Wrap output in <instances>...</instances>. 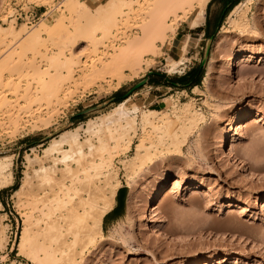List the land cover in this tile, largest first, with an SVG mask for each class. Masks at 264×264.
Masks as SVG:
<instances>
[{"label":"rangeland","instance_id":"374dc122","mask_svg":"<svg viewBox=\"0 0 264 264\" xmlns=\"http://www.w3.org/2000/svg\"><path fill=\"white\" fill-rule=\"evenodd\" d=\"M75 1L83 0H0V26L13 24L18 30L21 25L25 26V33L17 41L0 46V69L5 66L3 58L20 51L26 38L36 32H41L46 43V47L41 48L42 54L55 56L63 51L68 58L73 57L80 63L72 79L53 83L49 81L56 74L55 68L38 56L34 67H17L0 82V160L13 156L14 177L10 187L0 190V226L7 241H2L4 246L0 243V264L13 261L32 264L17 249L23 220L32 209L30 205L27 207L26 200L30 198L25 195L28 198L24 196L20 201L14 196L26 169V156L42 157L52 138L80 126L87 128L91 119L104 117L120 103L114 102L115 97L125 98L143 79L156 80L154 73H164L175 81L192 73L201 65L210 41L209 58L205 66H200L204 69L199 85L201 91L156 89L146 83L130 96L127 107L139 106L141 111L151 108L149 97L152 96L165 99L156 107L159 111H169L174 103L181 105L191 101L203 120L189 129L187 141L180 148L172 142L173 136L184 138L179 130L175 135L169 131L167 136L171 132V138L165 135L161 139L151 129V133L147 129L144 136L138 129L129 148L125 142L114 153L113 166L117 168L121 188H126V198L119 201L116 198L114 208L118 202L120 206L110 215L115 221L113 224L103 222V238L89 246L80 264H194L206 260L226 261L223 264H264V0H246L245 3L244 10L252 24H256L255 32L233 28L226 24V17L221 27L226 24L229 30L221 34L220 27L212 40L209 33L203 32L205 24L196 29L190 27L196 0H188L182 10L175 11L167 9V1L136 0L133 10H125L127 15L118 18L109 38L104 39L103 33H97V38L103 40L96 53L92 51L91 42L83 37H77L73 46L65 48L64 44L70 42L75 32L78 15L85 11L84 5L79 7ZM86 1L91 12H94L92 7L101 2ZM71 5L75 6L74 11ZM222 7L216 1L210 10L206 9L211 24L219 19ZM30 12L36 13L37 18L26 17ZM159 20L167 28L174 23L175 32L167 29V35L162 38L160 30H155L150 36L151 44L142 43L144 47L140 44L132 48L134 52L130 50L131 60L141 59L143 64L136 74L130 73L123 64L121 72L128 79L120 85L114 73L93 76V68L100 69L109 63L111 56L129 40L143 37L145 24H158ZM187 38L195 42L186 53V64L179 69L182 72H166V65L178 57V48ZM244 54L252 55L253 59L238 64L236 70L228 68L229 61ZM28 57L31 59L32 55ZM146 62L150 63L148 68ZM209 64L211 74L205 84ZM36 67L37 73L34 72ZM44 72L46 81L40 85L35 76ZM26 88L29 89L27 96ZM118 91L120 94L115 96ZM16 115L19 124L15 127L11 116ZM246 118H258L259 122L249 128L229 131L231 123ZM137 122L140 128V113ZM225 135L231 137L229 146L235 156L232 161L224 158L223 150L218 148ZM142 136L150 138L148 152L141 160H135L127 176L123 161L134 157L135 146ZM86 137L85 132L80 131V140ZM108 142L114 146L113 141ZM96 155L98 153L94 155L98 159ZM159 187L164 188L165 200L155 216L150 217V205ZM228 202L235 207L227 208ZM160 223L164 225L162 228Z\"/></svg>","mask_w":264,"mask_h":264},{"label":"bare ground","instance_id":"6f19581e","mask_svg":"<svg viewBox=\"0 0 264 264\" xmlns=\"http://www.w3.org/2000/svg\"><path fill=\"white\" fill-rule=\"evenodd\" d=\"M161 1H167V9L175 11L178 8L182 10L183 4L188 0ZM196 1L197 4L193 9V19L190 24L192 29L199 28L204 24L206 8L211 0ZM76 2L77 1L74 3L75 5ZM136 2V0H101L99 5H94V7H92L94 12H91V9L86 6L88 3L86 0L79 3L77 2L79 7L84 5L83 9H85V11H82L81 14L78 15L79 18L77 20L75 32L70 42L68 41L64 44L65 48L70 45L73 46L77 37H83L85 40L91 42L92 51L96 53L102 44L101 40H103V38H109L112 30L117 26L119 21L118 18L127 15L125 14V10L131 12ZM245 3L246 0H241V2L229 12L226 24L233 25V28H239L243 31H253L256 29V24H252L247 10H244ZM159 4H161V2ZM71 9L74 11L75 6L71 5ZM45 13L46 12L43 13V16ZM173 15L178 17L177 12H174ZM155 20L157 21V19ZM226 24L221 27V34L229 30ZM167 29L171 32H175L176 28L174 27V23L169 24L168 28L164 27L161 22L158 24L155 22H152V24H145L143 37L137 36L129 40L125 47L123 46L121 50L119 49L120 51H118V53L111 56L112 58L109 63L104 64L100 69L93 68L92 72L95 74L93 76L98 77L104 73H114L115 75H112H114V77L116 76L118 79L117 84H122L128 79V77L121 72L123 64L126 65L128 71L132 74H136L143 65L141 59L131 60V56H128L130 50L133 51L132 48L134 46L142 43L145 45L151 44L150 36L155 30H160L161 37L164 38L167 35ZM100 32L103 33V38L98 39L97 33ZM23 33H25L24 25H21L20 30L13 24H10L8 27L0 26V46H7L17 41ZM194 42L195 41L191 38H187L182 42L181 46L178 48V57L166 65V72L170 74L182 72L179 69L186 64V53ZM43 47H46V43L41 32L33 33L30 37L26 38L20 51H14L3 58L5 66L0 69V82H3V79L7 75H10L17 67L18 69L19 67L20 69L34 67L38 56L49 62L50 67L55 68L56 74L51 76L49 82L56 83L57 81L61 83L72 79L75 67L80 64L79 60L77 61V59L73 57L68 58L63 51H60L55 56H49L47 53L42 54L41 48ZM138 48H140V46H138ZM28 55H32V58L29 59ZM250 59H253L252 55L249 56L248 54H244L238 56L229 61L230 63L228 62V68L230 67L236 70L238 64L249 62ZM145 66L148 68L150 63L146 62ZM63 69H65V73ZM210 69L209 64L204 77L205 84L209 82L211 74ZM37 70L39 69L36 67L34 72ZM36 75L35 77L38 78L37 81L39 84H45V72ZM11 83L12 82L8 85H12ZM24 91L27 96L29 94V89L26 88ZM193 91L199 92L201 90L199 86H194ZM129 100L130 98H127L116 104L107 115H104L102 118L98 117L99 120L96 119L94 121V119H91L87 128L80 126L74 130L64 131L57 137L52 138L48 146L44 148V155L42 157L37 154H34L33 157L31 155L26 156V169L19 187L14 191V196L18 197L19 200L25 195H28L30 198L28 201V197L26 198L25 196L27 203L29 202V204L26 203L27 207L30 205L29 207L32 209L29 211V214L25 215L26 217L24 216L23 230L17 249L19 254L26 257L32 264H80L89 246L97 244V241L103 238L104 218L113 210L117 193L122 187L118 179L117 168L114 169L113 166V155L125 142H127L126 144H128L129 148L138 129L143 136L146 134L147 129H149V132L151 129L152 133L156 134L159 136L158 138L161 139L162 137L164 138L165 135L167 136L169 131H172V133H170L175 135L176 131L179 130L184 134V138L180 140L176 139L178 137L174 138L173 136L172 142L180 148L187 141L186 137L189 133V129H192L199 121L203 120L202 114L199 112L197 114L198 110H195L193 102L191 101L181 105L177 103L171 104L169 111L154 109L141 111L139 106H135L131 109L128 108L127 103ZM139 113L141 122L140 128H138L137 122ZM16 116H13L14 118L11 116V122L15 127L19 120L18 115ZM155 119H158V121L156 120V122ZM257 122H259L258 118H246L235 124L231 123L229 131L241 130L244 127L249 128L251 124ZM12 123L10 124L13 125ZM82 130L87 136L84 141L80 140V131ZM169 134L167 137L171 138ZM143 136L135 146L136 152L134 157L123 161V167L127 176H129L130 169L135 166V160H141L142 155L148 152L149 141L147 142V140L150 138H145ZM94 140L97 141L95 142ZM108 141H113L114 146L110 145ZM230 141L231 137L225 135V137L220 140L218 148L223 150L224 158L232 161L235 159V156L229 146ZM99 152L106 153H100V155ZM97 153L98 156L100 155L99 157L96 155L98 159L94 156ZM3 159V161L0 160V190L9 187L14 180L11 170L13 156H5ZM45 161L49 163L48 166ZM35 179H37L36 182H38L37 187L34 186ZM34 187L37 188L36 191H34ZM194 189L199 188L195 187ZM154 197L150 205V217L155 216L157 208L159 205H162L165 200L164 188H157ZM18 204L20 205V203ZM0 207H2L1 201ZM226 207H235V205L228 202ZM159 226L162 228L164 225L160 223ZM1 228L0 226V243L5 240ZM5 242L7 241L5 240ZM5 242H2L3 246ZM80 244L82 245L79 246ZM218 261L219 260H206L202 263L195 262L194 264H212V262H214V264H223L226 262L223 260H220V262ZM12 264H15L14 261Z\"/></svg>","mask_w":264,"mask_h":264},{"label":"trees","instance_id":"16d2710c","mask_svg":"<svg viewBox=\"0 0 264 264\" xmlns=\"http://www.w3.org/2000/svg\"><path fill=\"white\" fill-rule=\"evenodd\" d=\"M222 1H224L226 4H225V7H224V10L222 11L221 15L219 16V20H218L219 22H218V24L216 25V27L211 32H209L210 38H214V34L216 32H218V30L221 27V23L227 17L228 13L239 2H241V0H222ZM206 34H208V32H206ZM203 70L204 69L199 66V67L196 68L195 71H193L192 73L186 75L185 77L180 78L177 82L181 83L182 89H191L194 86H199L201 84V81H202V77H203L202 71ZM153 75L158 76V77H164L165 76L164 73H154ZM153 82L156 84L157 83V80L156 81H152V83ZM152 83H150V84H152ZM120 92L121 91H118L115 96H118L117 94H120ZM123 100H124L123 97H119L118 96V97H115V101L114 102H121ZM120 198H123V199L126 198V188L125 187L120 188V190L118 191L117 201H119ZM119 206L120 205H119V202H118L117 206L114 208L113 211H111V213L112 214H115V211L119 208ZM107 217H108V214L105 216L104 222L107 220Z\"/></svg>","mask_w":264,"mask_h":264},{"label":"crops","instance_id":"0c3cea01","mask_svg":"<svg viewBox=\"0 0 264 264\" xmlns=\"http://www.w3.org/2000/svg\"><path fill=\"white\" fill-rule=\"evenodd\" d=\"M216 1H219L223 5V7H222V11H223L226 3L224 1H222V0H211L208 3L206 9L207 10H210L212 4L214 2H216ZM222 11H221V13H222ZM218 20H216V22H214L213 24H211L210 15H208V13H206V21L204 23L205 26H204V29H203L204 34H206V32H208V33L211 32L216 27V25L218 24V22H219ZM155 78L157 80V83L156 84L154 82L153 83L152 82H149V81L147 82L149 84L150 88L156 87V89H159V88H162L163 87V88H168L170 90H185V89H182L181 83L175 81V79H172L171 77H168L167 75H165L164 77H158V76H156ZM156 80H154V81H156ZM150 83H152V84H150ZM139 90H140V88H139ZM131 95H132V93H131ZM130 96L128 98H130ZM159 97L160 96H152V98L149 97L150 107H151L149 109L157 110L156 107H160L161 106L162 101L165 100V99H160ZM6 188H8V187H6ZM3 189H5V188H3ZM116 198H117V196H116ZM0 201H1V199H0ZM113 210H114V208H113ZM110 215H112L111 212L108 214L107 222L113 224V222L115 221L116 218L115 217H110Z\"/></svg>","mask_w":264,"mask_h":264},{"label":"water","instance_id":"95a60500","mask_svg":"<svg viewBox=\"0 0 264 264\" xmlns=\"http://www.w3.org/2000/svg\"><path fill=\"white\" fill-rule=\"evenodd\" d=\"M213 38H210V40H212ZM210 49H211V41L207 44V47H206V51H205V55H204V59L202 60L201 62V67L205 66L206 63H207V60L209 58V55H210ZM148 82V79H143L142 81H140L139 83H137L134 88L132 89V91H130L129 93H127L125 95V98L124 99H127L131 93H133L135 90L141 88L143 85H145L146 83Z\"/></svg>","mask_w":264,"mask_h":264},{"label":"built area","instance_id":"2783aa9c","mask_svg":"<svg viewBox=\"0 0 264 264\" xmlns=\"http://www.w3.org/2000/svg\"><path fill=\"white\" fill-rule=\"evenodd\" d=\"M26 15H27V14H26ZM28 15H29V16H26V17H30V16H32V17H33L32 19L37 18V16H36L37 14L34 13V12H30ZM21 17H22V14L20 15V17H17L16 20L20 19Z\"/></svg>","mask_w":264,"mask_h":264}]
</instances>
